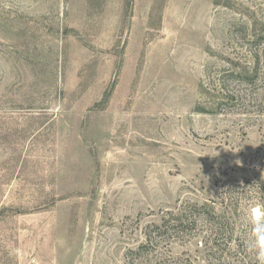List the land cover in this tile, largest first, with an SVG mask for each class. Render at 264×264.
I'll use <instances>...</instances> for the list:
<instances>
[{
    "label": "rangeland",
    "instance_id": "1",
    "mask_svg": "<svg viewBox=\"0 0 264 264\" xmlns=\"http://www.w3.org/2000/svg\"><path fill=\"white\" fill-rule=\"evenodd\" d=\"M255 220L264 0H0V264H262Z\"/></svg>",
    "mask_w": 264,
    "mask_h": 264
},
{
    "label": "clouds",
    "instance_id": "2",
    "mask_svg": "<svg viewBox=\"0 0 264 264\" xmlns=\"http://www.w3.org/2000/svg\"><path fill=\"white\" fill-rule=\"evenodd\" d=\"M252 233L255 237L253 241L252 251L257 254V259L264 264V247L261 246V238H264V220H255L252 227Z\"/></svg>",
    "mask_w": 264,
    "mask_h": 264
},
{
    "label": "trees",
    "instance_id": "3",
    "mask_svg": "<svg viewBox=\"0 0 264 264\" xmlns=\"http://www.w3.org/2000/svg\"><path fill=\"white\" fill-rule=\"evenodd\" d=\"M211 214H213V213H211ZM177 222H179V223H182V221H184V217L183 216H181V217H177L176 219H175ZM209 220V219H208Z\"/></svg>",
    "mask_w": 264,
    "mask_h": 264
}]
</instances>
